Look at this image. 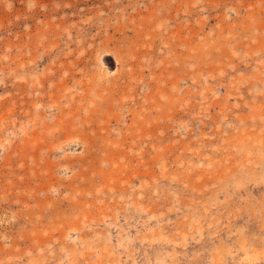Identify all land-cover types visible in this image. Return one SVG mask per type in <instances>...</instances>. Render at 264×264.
Wrapping results in <instances>:
<instances>
[{
	"label": "rangeland",
	"instance_id": "374dc122",
	"mask_svg": "<svg viewBox=\"0 0 264 264\" xmlns=\"http://www.w3.org/2000/svg\"><path fill=\"white\" fill-rule=\"evenodd\" d=\"M0 264H264V0H0Z\"/></svg>",
	"mask_w": 264,
	"mask_h": 264
}]
</instances>
